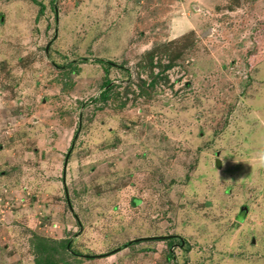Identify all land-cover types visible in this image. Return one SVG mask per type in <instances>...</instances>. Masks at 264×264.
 I'll list each match as a JSON object with an SVG mask.
<instances>
[{
    "label": "rangeland",
    "instance_id": "rangeland-1",
    "mask_svg": "<svg viewBox=\"0 0 264 264\" xmlns=\"http://www.w3.org/2000/svg\"><path fill=\"white\" fill-rule=\"evenodd\" d=\"M37 236L264 264V0H0V264Z\"/></svg>",
    "mask_w": 264,
    "mask_h": 264
},
{
    "label": "trees",
    "instance_id": "trees-1",
    "mask_svg": "<svg viewBox=\"0 0 264 264\" xmlns=\"http://www.w3.org/2000/svg\"><path fill=\"white\" fill-rule=\"evenodd\" d=\"M40 12L43 11L44 7L40 5ZM147 57L150 58L149 62L147 63L150 68H152V60L150 54H147ZM101 64L105 62L107 65H111L109 61H104V60H99ZM147 66V67H148ZM146 67V66H145ZM107 68H104V72H108ZM140 84L141 85H147L150 87H153L154 80L152 78V75L150 74V79L148 82H145V80L140 79ZM110 81L106 80L103 82V87L102 90L100 91L99 95L97 98H94V102H100L105 104L107 101L110 100V98L113 97L114 92L111 86L109 87ZM142 87V86H141ZM140 91H143L144 88H140ZM170 241L172 237L168 238ZM179 243H182V240L178 239ZM133 241H129L123 245V247L129 246L130 244H133ZM171 243V242H170ZM171 245V244H170ZM32 247L33 251L35 253V259L34 263L35 264H60L63 262V256L64 255H75L77 256L76 252L73 250L72 245L70 240L68 239H63L60 241L52 242L49 241L48 239L41 238V237H35L34 240L32 241ZM80 256V255H79Z\"/></svg>",
    "mask_w": 264,
    "mask_h": 264
},
{
    "label": "water",
    "instance_id": "water-1",
    "mask_svg": "<svg viewBox=\"0 0 264 264\" xmlns=\"http://www.w3.org/2000/svg\"><path fill=\"white\" fill-rule=\"evenodd\" d=\"M215 163H216V166H219V161H218V160H216V162H215Z\"/></svg>",
    "mask_w": 264,
    "mask_h": 264
}]
</instances>
